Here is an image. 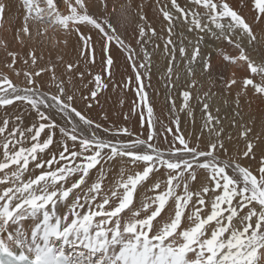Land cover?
<instances>
[{
    "label": "snow or ice",
    "instance_id": "snow-or-ice-1",
    "mask_svg": "<svg viewBox=\"0 0 264 264\" xmlns=\"http://www.w3.org/2000/svg\"><path fill=\"white\" fill-rule=\"evenodd\" d=\"M100 3L105 14L93 0H22V47L0 39V264H264V126L233 119L230 147L214 94L195 78L214 67L200 47L208 34L234 49L219 53L231 68L224 89L264 99V58L250 55L264 0H245L252 23L228 0H156L159 32L130 0L135 46ZM7 8L0 0V18ZM113 47L131 68L120 80ZM158 51L166 117L148 91ZM109 87L135 94L124 124L89 114ZM197 109L199 132L188 131Z\"/></svg>",
    "mask_w": 264,
    "mask_h": 264
},
{
    "label": "bare ground",
    "instance_id": "bare-ground-1",
    "mask_svg": "<svg viewBox=\"0 0 264 264\" xmlns=\"http://www.w3.org/2000/svg\"><path fill=\"white\" fill-rule=\"evenodd\" d=\"M98 1V3L93 7V11L97 12L98 14H105L103 12V6L100 3V0H94ZM128 3L129 0H107L108 4V13L112 14L113 7H115V23L117 24L118 31L122 34V36L127 40L130 41L134 46L137 39V34L133 31L135 24L130 22L131 18H128V25L123 27L120 24L121 19V12H120V5L122 2ZM235 1V9L237 11L242 12L249 20L250 23L253 22V12L251 10L250 5L245 6V0H234ZM6 4H8V8L6 10V14L0 20V39H6L9 42V46L11 49L19 50L22 46L19 45L15 40L16 35V25L17 27L23 23V7L22 2L20 1H13V0H4ZM94 3V2H93ZM143 6V11L145 15L148 18L149 22H152L155 17H157V11L155 7H150L148 4H141ZM63 6V5H62ZM232 6V5H231ZM150 7V9H149ZM120 18V19H119ZM159 24V25H158ZM157 31L161 29V21L152 24ZM264 27V26H262ZM254 31L257 33L258 40L260 39L261 44L263 45L264 50V34L261 33V29L258 27H254ZM203 39L200 41V47L203 52L206 54H209V52L212 51H218L219 53L222 51L229 50L228 45H226V42L220 39H215L211 35H205L200 34ZM257 49H255L256 51ZM259 51V50H258ZM252 50L250 49V53ZM257 53V52H256ZM255 53V54H256ZM260 53V51H259ZM264 53V52H263ZM57 53L53 51L52 53V59L55 60ZM100 55V48L99 45H97V56L99 58ZM112 55L115 60V67L113 69L115 73V79L120 80L122 75L126 76L127 74L131 73V68L128 65V62L125 58L124 53H122L118 48L113 47L112 49ZM251 55V54H250ZM5 58V52L3 49H0V63L4 61ZM45 60L49 58L47 50H45L44 54ZM161 61V60H160ZM101 69V64L99 63V59L95 68V71L99 72ZM196 79L200 82V84L203 86V90H209V83L206 81L207 79L204 78V76L201 74L199 70L196 71ZM231 74V69L229 70V75ZM157 76V75H156ZM158 77V76H157ZM206 79V80H204ZM159 84V81H157ZM155 90V89H154ZM158 92V91H157ZM239 92V87L237 88V91H232L230 94H235L237 96V93ZM176 93V92H175ZM177 94V93H176ZM173 95V94H172ZM245 95V94H244ZM248 95V94H247ZM245 95V96H247ZM240 96V95H239ZM159 97V96H158ZM162 97V96H161ZM135 94L132 91H121L119 88L113 89L112 87H109L108 90H106L100 97H99V104L93 107V109L90 111V115L94 116V118L99 120L102 119V116L106 115L108 117V123H116V124H124V114L129 112V109L132 105V102L135 101ZM164 98V97H163ZM165 99V98H164ZM179 100V98H177ZM121 101H123V104H121ZM156 102V101H155ZM159 102V101H158ZM180 101H177V104H179ZM158 104V107L163 108L162 103L161 105L159 103H156L155 106ZM78 107L81 109H84L85 105L83 103H80L78 101ZM164 110H161V115H166V113L163 112ZM166 117V116H165ZM182 118V117H181ZM185 119L182 118V120ZM128 126L130 127H138L137 124V118L132 117L128 121ZM188 131H197L196 127L195 129L193 126L189 123L187 126ZM198 132V131H197Z\"/></svg>",
    "mask_w": 264,
    "mask_h": 264
},
{
    "label": "rangeland",
    "instance_id": "rangeland-1",
    "mask_svg": "<svg viewBox=\"0 0 264 264\" xmlns=\"http://www.w3.org/2000/svg\"><path fill=\"white\" fill-rule=\"evenodd\" d=\"M13 1H17V0H13ZM18 1L22 2V0H18ZM93 2H94L93 3L94 5H96L98 3V1H94V0H93ZM129 2H130V0H129ZM129 2L126 3L124 1L120 5L121 19L120 18L119 19H120V24L123 27L124 26L126 27L128 25V22H129L128 21L129 14L127 11V5L129 4ZM228 2L232 5V7L235 8V1L234 0H228ZM131 3L133 5V7H136L137 5H141L142 3L148 4L151 8L155 7L158 15L150 23L156 24V23L161 21L160 14L157 10L156 0H131ZM150 7H149V9H150ZM22 13L24 15V10L22 11ZM5 14H6V11H5L4 15ZM4 15H3V17H4ZM2 18H0V20H2ZM21 25H22V23L18 27L16 25V31H17V29H19L21 27ZM159 31L160 30H158V32ZM177 31H179V29H177ZM205 35L207 36L208 34H205ZM146 39H147V37H146ZM258 41H259V43H257L256 45H254L251 48L252 52L250 53L251 56L254 59H256L257 61H259L261 58H264L263 45L261 44L260 39ZM226 45H228V44H226ZM148 47H149V50L152 51L153 45L149 44ZM228 47H229V50H227V51L225 50L222 52L234 51V49L232 48L231 45H228ZM255 49H257V50L255 51ZM258 50L260 51V53ZM213 52L214 53H212V51H211V52H209V54H206L205 52H203L205 56H209V55L212 56V63L214 65L212 72L211 73H203V72H201L199 67L196 68V71L199 70L200 75L202 74L204 76V78L207 79V80L206 79H204V80L208 81V83H209V90H206V91H211L214 94L213 100H212L213 110H215L216 108L220 109L219 116L223 122L224 127L227 130V134H231L234 138L233 144L230 145V147L234 148L237 146L235 143V138L237 136V130L230 126L231 121L233 119H236L241 123H245L248 121H254L255 122L254 123V131L256 133H260L262 131V126H264V99L254 96L251 93V91H249L247 96H245L244 93L241 92L240 96H239V100L237 101V96L235 94L231 95L230 93L234 90L237 91V88L239 87V85L233 87L230 93L227 90H225L223 83L218 79V77L221 74H223L226 77L230 76L229 70L231 68L223 64L222 58L219 55L218 51H213ZM165 64H166V61H165V57H164L162 51L156 52V54L153 56L154 67L152 68V78L150 81L151 88H149L148 91H149V96L151 98V101H152V104L155 108V112H156L157 116H162L160 113L161 110H164L163 112L166 113V115H167V110H168V105L166 103L167 90L165 88V80H164V76H163ZM174 72L180 73V75H181L180 83L183 84L184 83L183 77L185 76L184 66L182 64L178 63L177 67L174 69ZM157 81H159V84ZM147 83H149V81L145 80V84H147ZM202 91H205V90L202 89ZM172 94L174 97H176V99L179 98L175 92H172ZM177 101H180V98H179V100L177 99ZM156 103H159L160 105L162 103H164V104H162L163 108L158 107V104L155 106ZM193 104H195V101H193ZM237 111H239L240 116L236 115ZM92 117H94V116H92ZM181 117L184 118L183 114H181ZM196 117H197V119H196V126L195 127H196V130L199 132V125L201 123L199 109H197ZM241 117L243 119H241ZM96 120L101 121V119L99 120V117ZM238 146L242 148L243 144L241 143ZM245 163H248V162H245Z\"/></svg>",
    "mask_w": 264,
    "mask_h": 264
}]
</instances>
